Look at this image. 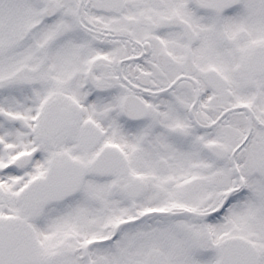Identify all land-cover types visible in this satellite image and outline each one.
<instances>
[{
	"label": "snow or ice",
	"instance_id": "6c2138e0",
	"mask_svg": "<svg viewBox=\"0 0 264 264\" xmlns=\"http://www.w3.org/2000/svg\"><path fill=\"white\" fill-rule=\"evenodd\" d=\"M0 264H264V0H0Z\"/></svg>",
	"mask_w": 264,
	"mask_h": 264
}]
</instances>
